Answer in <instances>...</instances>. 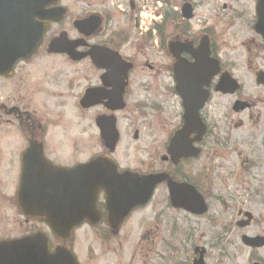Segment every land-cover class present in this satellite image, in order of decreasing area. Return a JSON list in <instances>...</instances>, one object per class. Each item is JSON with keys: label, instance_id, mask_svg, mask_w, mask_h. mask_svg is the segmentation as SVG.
<instances>
[{"label": "flooded vegetation", "instance_id": "af4514ba", "mask_svg": "<svg viewBox=\"0 0 264 264\" xmlns=\"http://www.w3.org/2000/svg\"><path fill=\"white\" fill-rule=\"evenodd\" d=\"M209 1H213L215 5L207 10L208 14L205 17H202L198 13L201 0H165V33L157 35L155 48L159 49L158 52L165 59L163 64L165 71L164 68L163 71L169 82L166 84L169 87L166 94L172 95L175 99L178 121L172 126L170 133H166L162 148L160 147L158 153L152 154L150 163L146 164V167H130L129 165L122 167L113 158L122 141L119 129L121 116L128 117L134 131L132 139L137 141L138 129L146 130L147 126L152 129L154 121L151 118L165 110L163 104L161 107L156 104V99L161 96L159 93H152L154 89H151V95L146 96L145 104L135 97L137 70L140 69L145 73V70L155 69L148 58L143 56H141L143 61L138 63V54L143 49L149 50L153 47H148L138 40L143 35L138 32L137 0H79L80 7L77 10L79 14L73 17L70 16L72 14L69 13L68 7L61 1L55 6H45L42 18H35L43 31L39 49L28 60L17 61L9 73L0 74V243L21 240L29 235L43 233L41 229H47L41 217L26 215L20 207L18 192L25 165L45 164L69 168L87 163L97 157H109L117 166L118 173L130 172L140 176L161 173L164 175V181L161 184L164 195L163 210H165L167 194L165 174L180 184L192 186L206 202L207 193L219 196L221 189L218 188L217 181L226 182L223 188L226 191L229 190V183L242 188L247 186L246 182H259L258 169L260 167L264 170V124L252 129L255 136L246 142L249 150L246 151L245 157L239 155V168L231 171L221 168V163L226 158V151L231 150V147H242L244 143L231 142L230 138L225 137L224 134L221 137L218 134V129L220 130L221 127H212L209 121L212 115L211 110H214L212 102L218 96L231 101L232 114H245L246 118L251 120H253L256 104L264 101L259 96L245 95L242 99L244 89L240 83L237 86L238 90L231 95L216 92L220 75L231 73L224 65L233 64L221 55V47L226 44L223 38L226 39L228 34L229 41L240 39L237 43L239 47L246 49L251 55L263 54L264 57V41L253 28L256 22L255 14L252 19L249 18V11L255 9L257 0ZM184 4L191 7L193 16L190 19H184L181 15ZM62 5L65 7V14L59 16L56 12L58 6ZM77 21L84 23L81 32L75 27ZM249 26L253 35H247V38L241 39L240 35L249 34ZM231 30L236 35L230 33ZM59 36H62L68 45L76 42L78 46L75 50L84 55L83 58L74 61L65 54L48 50L50 43ZM172 45H182L191 52L202 46L208 51L210 62L216 59L220 65V74L211 79L208 88H205L210 98L200 110V118L206 126L205 132L202 136L198 132H192L186 137L187 148L182 153L184 156L179 152L176 164L171 162L167 151H169L171 138L182 127L184 108L182 98L173 89L172 66L176 59L171 52ZM180 58L186 60V64L194 62L187 51L181 52ZM39 59L54 60L37 62ZM56 59L61 61L57 63ZM255 71L256 80V73L259 70L255 69ZM150 85H153L152 82ZM41 94L46 96L44 102L50 100V102L58 103L55 110L51 105L45 106L40 97ZM83 98L85 102L81 105L80 101ZM66 102H68L67 105ZM67 108L81 117L85 127L89 124V114L93 113L92 123L101 148L97 155L88 156L85 160L74 163L72 153L67 152L68 149H73L74 140L71 139L68 142L65 136V142L58 144L57 132L65 134L67 131L66 127L61 130L62 125L59 124L62 118L66 117ZM97 120L103 122L101 125L104 128H109L111 123L115 122L113 125L118 141L115 152L111 155L112 158L108 156L105 140L99 135L96 127ZM229 121H231L230 118ZM259 121L258 114L254 122L258 124ZM148 122L150 123L147 124ZM167 127L169 125L162 124V129ZM232 130L231 127L230 131ZM84 146L86 149L89 148L88 137L84 140ZM153 158L157 160L156 163L151 162ZM202 161H205L204 165ZM220 169H222L220 174L224 175L221 178L218 177ZM211 185L216 187L213 192L210 189ZM249 188L244 193L250 197ZM105 199V193L100 191L96 199V210L101 216L100 224H105L103 226L105 236H101L104 237L101 239L111 241L115 237L112 236L108 226ZM137 211L130 213L120 229ZM178 212L189 215L183 211ZM245 212L238 213L240 221L244 220L242 215ZM46 235L49 244H60L57 238ZM196 258L198 257L192 256L191 264ZM259 262L264 264V261Z\"/></svg>", "mask_w": 264, "mask_h": 264}, {"label": "rangeland", "instance_id": "374dc122", "mask_svg": "<svg viewBox=\"0 0 264 264\" xmlns=\"http://www.w3.org/2000/svg\"><path fill=\"white\" fill-rule=\"evenodd\" d=\"M201 2L198 13L205 17L208 14L207 10L214 7L215 3L209 0H201ZM63 4L68 7L69 13L72 14L71 17L79 14L77 13L80 7L79 0H63ZM253 14L254 10H250V19H252ZM249 30V34L240 35L241 39L247 38V35H253L251 26H249ZM230 33L235 34L233 30ZM223 39L226 44L221 47V55L225 60L233 62L232 65L224 66L243 85L244 91L241 98L243 99L245 95H248V97L259 96L264 100V88L258 87L254 75L255 69L264 71L263 54L251 55L246 49L239 47L237 43L240 39L229 41V34L226 39L225 37ZM158 51L159 49L154 47L149 50L143 49L138 54V63L143 61L141 58L143 56L148 58L149 63L155 69L153 71L145 70V73L140 69L137 70L135 97L141 100L142 104H145L146 96L151 95V89H154L155 91L152 93H159L161 96L156 99V104L159 107L163 104L165 110L151 118L154 121L152 129L148 126L146 130L138 129L139 139L137 141L132 139L134 131L128 117L121 116L119 129L122 134V141L113 158L122 167L125 165L146 167L145 165L150 163L152 154L158 153L160 147L162 148L166 133H170L172 126L178 121L175 99L172 95L166 94L167 88H169L166 84L169 82L164 72L165 59ZM52 60L54 59H39L37 62ZM60 61V59H56L57 63ZM150 82H152V86ZM40 97L45 106L51 105L53 110L56 109L58 103L50 102V100L44 102L46 99L44 94H41ZM230 102L223 97H216L212 102L214 110H211L212 115L209 121L212 127H221L220 130L218 129V134L221 137L224 134L225 137L230 138L231 142L244 143L242 147H231V150L226 151V158L221 163V168L234 171L239 168V155L245 157L246 151L249 150L246 142L255 136L252 129L264 124V101L256 104L253 120L247 119L245 114H232ZM255 113L260 115L258 124L254 122ZM89 116V124L85 127V122H82L81 117L67 108L66 117L64 116L59 123L62 125L61 130L66 127L67 131L65 134L60 131L57 132V142L58 144L64 143L65 136L68 142L71 139L74 140L73 149L67 150L68 153H72L74 163L83 161L88 156H95L101 151L97 132L92 123L93 113L91 112ZM163 123L169 127L162 129ZM238 124L240 125L237 126ZM231 127L233 128L232 132L230 131ZM87 137L88 149L84 146V140ZM151 162L156 163L157 160L153 158ZM204 164L205 161H202V165ZM221 170H219V174ZM258 171L259 182H246L247 186H242V188L229 183V190L226 191L223 189L226 182L217 181V186L221 192H219V196L207 193L209 212L203 217L195 219L189 215L177 213L168 209L166 202L165 210H163L164 195L160 188L157 190L152 203L135 213L129 222L120 229L115 239L104 241L101 239L104 238L101 237L104 236V228L97 230L84 226L74 232L71 248L81 264H191L195 246H202L206 249V264H250L253 261H264V248L253 251L241 243L242 236L264 235V170L259 167ZM229 173L231 174V172ZM221 176L224 177L221 174L218 177L221 178ZM214 183L216 184V181ZM203 187L205 188V185ZM215 188L213 185L210 186L212 192ZM248 188L251 193L250 197L244 193ZM245 211L253 215V220L248 226L241 228L237 226L238 221L241 220L238 213ZM242 219L245 220L246 218L242 215ZM41 231L48 234L46 228L41 229ZM142 238L145 239L144 242L141 241Z\"/></svg>", "mask_w": 264, "mask_h": 264}, {"label": "water", "instance_id": "95a60500", "mask_svg": "<svg viewBox=\"0 0 264 264\" xmlns=\"http://www.w3.org/2000/svg\"><path fill=\"white\" fill-rule=\"evenodd\" d=\"M31 1L34 0H19V3L27 8V14L24 17L27 19V25L29 24L28 28L19 32V26H14V23L8 19L0 17V73H5L17 59L26 58L36 50L40 34L32 25V18L43 6L56 2V0ZM183 12L186 14V7L183 8ZM256 15L255 30L264 39V0H258ZM185 17L190 18L191 15H185ZM171 48L174 54L182 50V46L177 45ZM198 56L202 60H196L195 65H175L174 67L176 90L182 96L185 107L184 127L172 141V147L176 151H183L186 147L185 137L199 130L198 111L206 100L204 95L206 92L201 90L200 94L199 89L207 85L208 79L215 74L216 65L211 67L202 65L207 57L203 47L199 49ZM194 86L196 90H191ZM218 88L222 92L233 91L232 84L226 80H223ZM99 163L108 162L101 160ZM86 168L70 171L59 169L27 171L21 190L25 212L30 215L44 216L56 235L66 239L72 227L79 225L84 219L92 218L95 212L96 194L100 188H105L108 193V212L113 220L112 227L116 229L130 209L135 206L133 204L118 208L120 204L129 205V202L125 200L130 198H136L138 202H146L155 185L162 181L161 176L142 179L124 176L122 179L116 177L115 171L110 170L108 166L100 172H95L94 166L88 170ZM45 172L50 176L45 177ZM169 189L172 206L194 210L198 214L206 210L201 199H194L191 195L184 194L185 186L170 181ZM246 216L250 217L249 214ZM247 223L242 222L239 225L243 227ZM242 242L252 248L264 246V238L259 237L254 239L242 237ZM195 252H198V249ZM203 254L204 250H201L200 258L194 264H203ZM0 264H77V262L63 247L56 248L52 254L49 253L44 236L36 235L0 244Z\"/></svg>", "mask_w": 264, "mask_h": 264}, {"label": "trees", "instance_id": "16d2710c", "mask_svg": "<svg viewBox=\"0 0 264 264\" xmlns=\"http://www.w3.org/2000/svg\"><path fill=\"white\" fill-rule=\"evenodd\" d=\"M164 28H165V19H164L163 24H161V25L158 27V32L160 33L161 31H163Z\"/></svg>", "mask_w": 264, "mask_h": 264}]
</instances>
